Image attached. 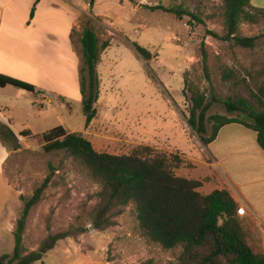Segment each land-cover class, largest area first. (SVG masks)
Instances as JSON below:
<instances>
[{
	"label": "rangeland",
	"instance_id": "rangeland-1",
	"mask_svg": "<svg viewBox=\"0 0 264 264\" xmlns=\"http://www.w3.org/2000/svg\"><path fill=\"white\" fill-rule=\"evenodd\" d=\"M73 2L75 7L85 6V10L75 8L71 37L79 64L78 76L84 26L93 28L100 45L109 43L96 66L98 99L91 106L95 110L93 124L86 126V116L92 111H85L89 105L83 104L80 84H75L66 67L61 66L64 62L55 59L50 48L52 60L44 59L37 65L47 76L38 81L32 76L36 80L35 92H26L25 114L21 112L24 116H19L14 107L11 117L14 128L28 127L32 133L41 135L62 126L86 138L98 153L112 155H125L138 146H149L181 160L175 175L204 174L205 170L198 169L204 163L197 161L193 167L194 162L189 159L204 160L205 156L204 145L187 124L191 97L202 94L210 104L204 137L212 133V121L208 120L212 116L245 119L241 112L228 113L227 101L245 99L257 108L251 93L264 86V21L239 26L241 36L258 37L254 49H241L206 36V30L219 36L225 33L223 0H94L92 6L89 0ZM250 3L264 9V0H250ZM177 6L199 15L204 24H191L189 17L178 19L165 12ZM156 7L160 9L155 10ZM45 17L44 11L39 19ZM202 44L207 53L208 77L201 65ZM134 45L145 49L150 58L145 60L140 56ZM224 72L230 74L229 80L222 79ZM42 95L50 103L48 109L46 103L41 108L36 104ZM28 112L32 116L24 118ZM35 136L19 137L17 149L11 142L4 143L10 151L6 177L19 195L14 230L23 200L28 201L41 186L51 172L50 166L54 169L50 184L28 214L23 232L26 251L37 249L50 234L70 230L73 236L59 241L43 257L44 264L58 262L59 252L74 264L177 263L181 248L167 251L149 243L139 231L131 205L114 218L113 227L95 230L91 213L99 202L100 186L67 152L45 153ZM212 179L215 184V175L202 180ZM245 224L255 249L258 234L254 240L250 239L251 226Z\"/></svg>",
	"mask_w": 264,
	"mask_h": 264
},
{
	"label": "trees",
	"instance_id": "trees-1",
	"mask_svg": "<svg viewBox=\"0 0 264 264\" xmlns=\"http://www.w3.org/2000/svg\"><path fill=\"white\" fill-rule=\"evenodd\" d=\"M92 6L94 0H89ZM36 0L30 12L34 16ZM222 15L224 35L206 30V36L229 42L233 47L254 49L258 37H243L239 34L241 24L256 25L264 21V9L253 7L250 0H223ZM156 9H160L156 7ZM178 19L189 17L190 23L203 25L199 15L182 6L165 9ZM264 36V35H263ZM82 67L79 70L80 92L84 105L92 106L98 99L96 66L101 52L109 47L108 42L99 44L96 33L85 25L80 38ZM134 50L145 60L150 54L135 46ZM201 65L208 77L207 53L201 47ZM224 72L222 79L229 80ZM12 86L26 92H35V87L22 81L0 75V88ZM255 108L249 101H227L228 113L241 112L245 119H230L212 116V133L206 134V113L210 104L205 96L195 93L191 97L188 126L200 142L207 146L225 125L238 123L256 133L257 143L264 153V86L251 93ZM95 116V110L86 116V126ZM27 131L18 136L8 125L0 122V141L11 142L17 149L19 137H30ZM45 153L67 152L101 190L99 202L92 210L91 224L95 230L104 231L115 225L114 218L123 208H134L141 235L163 250L181 248L175 264H264V254L255 250L249 242L246 222L237 214L238 206L225 190H215L204 195L198 192L202 183L175 175L181 164L178 157H168L149 146H138L131 153L112 155L98 153L91 143L78 133H71L62 126L36 135ZM35 136V137H36ZM45 177L28 201L23 199V209L14 230V249L9 255L0 256V264H34L53 250L59 241L72 237L70 230L48 235L37 249L26 251L23 247V232L32 207L41 199L54 174ZM82 232V231H81Z\"/></svg>",
	"mask_w": 264,
	"mask_h": 264
},
{
	"label": "crops",
	"instance_id": "crops-1",
	"mask_svg": "<svg viewBox=\"0 0 264 264\" xmlns=\"http://www.w3.org/2000/svg\"><path fill=\"white\" fill-rule=\"evenodd\" d=\"M35 2L36 0H0V75L28 83L36 89V80L44 79L46 75L37 65L44 59L52 60L50 57L53 54L55 59L64 62L61 66L66 67V72L78 84L79 64L71 37L75 26V8L85 10V6L75 7L73 0H39L34 16L30 19ZM44 11L47 17L40 20V14ZM50 48L54 50L53 53ZM56 63L59 65L58 61ZM25 96L26 91L12 86L0 88V122L8 125L17 136L23 131L35 136L37 134L32 133L28 127L16 130L12 124L14 107L19 116H24L21 112L25 114ZM39 102L40 99L36 100L41 108ZM30 114L32 113H26L24 118H30ZM92 121L93 119L89 125L93 124ZM203 149L204 160L189 159L193 160V167L197 166V161L203 162L204 166L201 165L203 167L198 169L205 170V173L197 174L196 177H180L200 181L202 186L198 192L204 195L215 190L227 191L238 208L245 211L239 217L251 226L250 239L254 240V236L258 234L255 250L264 254V153L257 143L256 133L238 123L228 124ZM9 156L10 151L0 141V256L13 252V221L19 208L18 192L5 172ZM214 175L215 184L213 179L209 182L202 180ZM249 242L253 245V241ZM57 254L59 260L54 264L75 263L72 259L69 261L68 256H62L60 252ZM34 264H44V261L42 259Z\"/></svg>",
	"mask_w": 264,
	"mask_h": 264
},
{
	"label": "built area",
	"instance_id": "built-area-1",
	"mask_svg": "<svg viewBox=\"0 0 264 264\" xmlns=\"http://www.w3.org/2000/svg\"><path fill=\"white\" fill-rule=\"evenodd\" d=\"M44 99V100H43ZM42 103H46L47 104V109L50 103L47 102L46 98L44 97V95H42V99L40 98V102L38 103L39 105H42ZM244 209L243 208H238L237 209V214L238 216H243L244 215Z\"/></svg>",
	"mask_w": 264,
	"mask_h": 264
},
{
	"label": "water",
	"instance_id": "water-1",
	"mask_svg": "<svg viewBox=\"0 0 264 264\" xmlns=\"http://www.w3.org/2000/svg\"><path fill=\"white\" fill-rule=\"evenodd\" d=\"M92 108H93V107H91V106H85V111H86L87 113H89V112L92 111Z\"/></svg>",
	"mask_w": 264,
	"mask_h": 264
}]
</instances>
